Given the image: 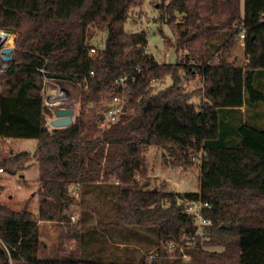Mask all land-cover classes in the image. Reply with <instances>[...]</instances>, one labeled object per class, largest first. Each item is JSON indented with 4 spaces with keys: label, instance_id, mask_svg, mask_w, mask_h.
<instances>
[{
    "label": "trees",
    "instance_id": "16d2710c",
    "mask_svg": "<svg viewBox=\"0 0 264 264\" xmlns=\"http://www.w3.org/2000/svg\"><path fill=\"white\" fill-rule=\"evenodd\" d=\"M160 1L176 28L174 63L146 52L143 30L124 31L134 0H0V30L15 34L12 58H0V169L15 175L30 158L38 167V219L27 205L0 203V264H146L170 242L180 247L150 264H205L204 237L179 205L151 223L118 215L120 192L146 186L149 146L185 170L198 155L206 233H233L234 264H264V0ZM94 29L105 33L102 49ZM241 34L247 63L235 65L227 57ZM181 71L200 77L197 102L179 86ZM44 79L78 86L71 125L47 126ZM115 97L123 112L101 126ZM7 139L34 140L35 151L3 155ZM75 201L79 218L60 226L53 256L40 257L38 220H63Z\"/></svg>",
    "mask_w": 264,
    "mask_h": 264
},
{
    "label": "rangeland",
    "instance_id": "374dc122",
    "mask_svg": "<svg viewBox=\"0 0 264 264\" xmlns=\"http://www.w3.org/2000/svg\"><path fill=\"white\" fill-rule=\"evenodd\" d=\"M161 5L162 2L160 0H134L129 12V18L124 25V31L127 33H135L143 30L147 40L146 52L152 54L159 63H174L176 59L174 49L176 28L174 23L166 20V17L160 9ZM180 19V16L177 15L174 21H180ZM5 33L10 35L11 40L8 44L9 47L13 48L15 34ZM104 41V31L94 29L91 40L93 47L96 50L102 49ZM183 53L185 54V52L178 53V59L183 56ZM227 58L228 61L235 65H244L247 63L243 51L242 38L240 36L236 38L234 47ZM179 74L181 76L179 86L187 93H194L195 97H192L191 101L197 102L199 97L195 94L202 87L200 77L197 73L185 76L183 71H181ZM170 83L171 81L169 79H166L164 82H154L152 83L153 90L157 91ZM60 87L66 88L68 99L59 106L73 109V120L78 112V86L72 87L52 80L43 83L44 117L49 129L52 128L51 121L54 119L53 109L57 108L58 105L56 103L49 104L44 98L46 94H58L60 89L63 91ZM106 118L107 114L105 115ZM7 141L2 142L3 155L17 152L14 145L9 141L16 144L19 150H28L30 155L36 148V142L34 140L7 139ZM144 158L146 165L144 178L146 186L138 191L124 190L118 201L120 204L124 200V208L118 211V213L128 215L129 217L140 216L143 217V221L151 223L157 216L166 215L169 212L171 204L181 205L182 209L190 213L196 210L197 206H199L198 155L196 158L194 157V161L192 162L193 167L189 170L175 165L167 153L156 146L147 147L144 151ZM33 162H35V159L30 158L28 168L24 171L17 172L15 175H7L4 171L0 173V183L3 186L0 203L13 210H18L27 205V209L36 218L35 214H37L38 207V169L37 164L34 165ZM20 175H23V177ZM97 206L100 207L99 205ZM80 209L79 204L75 201L74 204L63 211L62 216L67 212L66 218L58 222H49L38 226L39 238L40 240L42 239L41 241L44 246L40 251V257L53 256L58 242L60 226L66 221H69V223L76 222L80 215ZM71 215L76 217L75 221L70 220L69 217ZM203 231L204 233L200 235V237H204L200 262L205 264H223L225 262L234 264L237 252L234 245L235 237L233 233L221 234L212 231L206 233L204 228ZM222 240L229 241L232 245L224 247ZM129 243H126V249L128 251L141 247H136V244ZM136 251L138 250L136 249ZM140 251L142 252L143 249ZM136 254L139 255L137 252ZM184 260L186 261L187 259ZM12 264L20 263L13 262Z\"/></svg>",
    "mask_w": 264,
    "mask_h": 264
},
{
    "label": "built area",
    "instance_id": "2783aa9c",
    "mask_svg": "<svg viewBox=\"0 0 264 264\" xmlns=\"http://www.w3.org/2000/svg\"><path fill=\"white\" fill-rule=\"evenodd\" d=\"M9 36H10L9 34L0 30V53L4 47L9 46V44H6V40H7L6 38ZM240 37L243 38V34H241ZM93 51L94 50L92 49L91 52H93ZM48 81H49L48 79H44V83L48 82ZM121 81H123V79H121ZM60 88H62L64 91V97L59 98L57 102H53L52 101L53 95L52 94L51 95L46 94V96L44 98L45 101L48 102L49 104L56 103L58 105V107H63V106H59V105L68 99V95H67V90L65 87H60ZM55 109L56 108H54L53 110H55ZM122 112H123V107H122L121 99L118 97H115L113 99V102H112L110 109L107 112V118L101 123V126H108L109 124L114 123L117 120L118 116ZM191 160L194 161V157H192ZM0 173H3L2 169H0ZM73 189H74L73 193L77 197V194L75 191L76 187H74ZM203 208L208 209L209 206L207 204H200L199 203V206H197L196 210H194L193 212L190 213L189 211H185L186 213H188L194 217V223L197 227V234L199 236L204 233L203 228L210 224V221L203 218V216L201 215V209H203ZM69 218L72 221L76 220V217L74 215H71ZM0 243H2L1 240H0ZM186 244L190 245L191 243L188 242ZM178 246L175 245L173 242L166 243L165 244L166 249L163 252L152 253L146 257V264H150L151 260L155 257H161L163 254L170 253L173 249H175ZM183 259H188V256L183 255Z\"/></svg>",
    "mask_w": 264,
    "mask_h": 264
},
{
    "label": "water",
    "instance_id": "95a60500",
    "mask_svg": "<svg viewBox=\"0 0 264 264\" xmlns=\"http://www.w3.org/2000/svg\"><path fill=\"white\" fill-rule=\"evenodd\" d=\"M12 47H4L1 50L0 53V58L4 61V62H8L11 58H12ZM2 68H5V65L2 66ZM54 114V119L51 121V125L54 128H63V127H67L69 125H71L73 119V109L68 108V107H58L54 110L53 112ZM179 209H182V206L179 205L178 206ZM222 228L225 229H230L231 228V224H223Z\"/></svg>",
    "mask_w": 264,
    "mask_h": 264
},
{
    "label": "crops",
    "instance_id": "0c3cea01",
    "mask_svg": "<svg viewBox=\"0 0 264 264\" xmlns=\"http://www.w3.org/2000/svg\"><path fill=\"white\" fill-rule=\"evenodd\" d=\"M6 142H8L7 140H5ZM12 145H14V147H15V149L17 150V151H28V150H19V148L16 146V144H13L12 143V141H9ZM29 152V151H28ZM33 164L34 165H36V162H33ZM32 164V165H33ZM37 166V165H36ZM37 169H38V167H37ZM21 177H23V175H20ZM124 191V190H123ZM123 191H121L120 192V195H121V193L123 192ZM138 191V190H137ZM130 192V191H129ZM120 198V197H119ZM122 203H120L119 204V208H118V211H120V210H123V208H124V200H122L121 201ZM122 204V205H121ZM155 206V205H154ZM159 210V209H158ZM118 215L119 216H128V215H124V214H119L118 213ZM35 216H36V219H38V207H37V214H35ZM129 217V216H128ZM130 217H138V218H140L141 220L143 219V217H140V216H130ZM160 216H157L155 219H154V221L156 220V219H158ZM143 221V220H142ZM144 223H148V222H146V221H143ZM153 222V221H152ZM45 223H49V221H42V220H38V223H37V225L39 226L40 224H45ZM42 240V239H41Z\"/></svg>",
    "mask_w": 264,
    "mask_h": 264
},
{
    "label": "bare ground",
    "instance_id": "6f19581e",
    "mask_svg": "<svg viewBox=\"0 0 264 264\" xmlns=\"http://www.w3.org/2000/svg\"><path fill=\"white\" fill-rule=\"evenodd\" d=\"M6 39H7V40H6V44H8V43L10 42V40H11V37L9 36V37H7ZM56 97H57V98H56ZM61 97H64V92L61 91V89H60V92H59L58 94H53L52 101H53V102H57L58 99L61 98Z\"/></svg>",
    "mask_w": 264,
    "mask_h": 264
}]
</instances>
